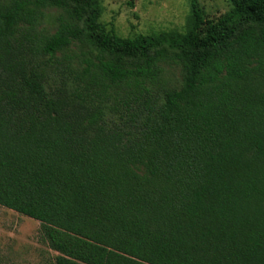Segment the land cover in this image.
<instances>
[{"label":"trees","instance_id":"trees-1","mask_svg":"<svg viewBox=\"0 0 264 264\" xmlns=\"http://www.w3.org/2000/svg\"><path fill=\"white\" fill-rule=\"evenodd\" d=\"M226 1L122 38L99 0H0V207L54 264H264V0Z\"/></svg>","mask_w":264,"mask_h":264},{"label":"rangeland","instance_id":"rangeland-1","mask_svg":"<svg viewBox=\"0 0 264 264\" xmlns=\"http://www.w3.org/2000/svg\"><path fill=\"white\" fill-rule=\"evenodd\" d=\"M102 13L99 22L122 38L151 35L162 31L184 32L190 13V0H99ZM204 19L214 20L230 8L226 0H196ZM60 11H45L42 28L53 32ZM169 81L180 79L179 68L164 64ZM39 223L0 207V264H54L55 252L38 238Z\"/></svg>","mask_w":264,"mask_h":264}]
</instances>
